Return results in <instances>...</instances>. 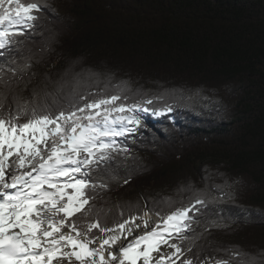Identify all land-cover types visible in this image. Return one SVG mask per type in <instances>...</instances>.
<instances>
[{
	"label": "trees",
	"instance_id": "1",
	"mask_svg": "<svg viewBox=\"0 0 264 264\" xmlns=\"http://www.w3.org/2000/svg\"><path fill=\"white\" fill-rule=\"evenodd\" d=\"M22 2L40 11L10 53L0 50V78L15 69L19 81L0 114H15L13 94L31 100L33 91L52 114L113 95L175 109L140 113L136 131L115 138L126 150L92 169L97 187L87 191L91 211L74 217L78 229L97 220L115 228L146 211L163 218L199 196L206 207L174 240L192 248L181 263L264 249V0Z\"/></svg>",
	"mask_w": 264,
	"mask_h": 264
},
{
	"label": "snow or ice",
	"instance_id": "2",
	"mask_svg": "<svg viewBox=\"0 0 264 264\" xmlns=\"http://www.w3.org/2000/svg\"><path fill=\"white\" fill-rule=\"evenodd\" d=\"M39 11L37 2L0 0V50L10 53L14 42L34 27L38 19L34 13ZM3 54L0 52V56ZM24 68L30 69L31 65L25 64ZM10 71L9 79L0 78V113L11 107L7 96L14 93L13 85L19 83L16 70ZM40 95L33 91L31 100H21L13 94L15 114H0V264H53L54 260L70 261L72 257L79 264H138L141 259L142 264H153V253H159L154 264H176L185 251L191 252V247L184 250L174 240L186 238L184 233L191 230L193 216L206 207L208 201L199 196L194 197V203L161 218L151 231L119 248V255L110 250V242L120 236L102 239L99 248H90L95 240L87 237L92 229L101 233L119 230L131 235L132 229L126 225L135 217L111 229L102 228L97 220L86 224L83 232L74 220L76 214L83 216L91 211L92 198L87 191L97 187L92 182V169L112 160L113 152L126 150L115 146V138L136 131L128 125H141L140 113L165 115L173 112L174 106L165 101L159 110L142 104L121 103L116 107L114 102L120 97L113 95L52 114L45 110ZM154 99L161 100L163 96ZM143 103L153 105V99ZM133 112L136 115H131ZM22 117L25 119L20 123ZM13 166L18 174L13 173ZM147 227L148 222L144 221V228ZM65 228L69 229L67 234ZM161 245L174 251L165 254ZM106 246L108 259L104 255ZM69 247L71 251H66ZM233 260L236 264H264V249L248 253L237 248L229 251L228 259H217L216 264H230ZM182 264L193 262L184 259Z\"/></svg>",
	"mask_w": 264,
	"mask_h": 264
},
{
	"label": "rangeland",
	"instance_id": "3",
	"mask_svg": "<svg viewBox=\"0 0 264 264\" xmlns=\"http://www.w3.org/2000/svg\"><path fill=\"white\" fill-rule=\"evenodd\" d=\"M119 105H120L119 103H115V102H114V106L118 107ZM102 107H103V106H102ZM84 114H87V113H84ZM114 116H115V113H113V117H114ZM110 118H112V117H110ZM128 127H129V125H128ZM14 170H15V171H14ZM13 173H14V174H18V172H16V169H15V168H13ZM165 204H166V203H165ZM146 213H148V211H146ZM146 213L144 214V216H143L142 218H138V217H136V219H135L134 222L130 221L129 224L126 225V228H131V229H132V233H131V235H128L127 233H123V234H122L119 230H117V231H115V233H111L109 237H112V236H120V239L117 240V241H115V242L118 243V244H121L120 241L122 240V241H125V242H126L125 244H127L129 241L135 239V237L142 235L145 231H151L152 228H153L154 226H153V227H152V226H148L147 229L144 228V221H147L146 218H145ZM151 213H152V212H151ZM153 214H154V213H153ZM155 215L157 216L158 214H155ZM158 217H159V216H158ZM130 224L133 225V226H130ZM136 224H139V225H140V228H136V227H135ZM148 224L150 225V223H148ZM64 232L67 234V233L69 232V230L64 231ZM72 234L75 235V233H72ZM125 235H127V239H124V236H125ZM109 237H108V235H107V236L102 237V238H100L99 240L95 241L94 243H92L93 247L99 248L101 240H102V239H107V238H109ZM81 238L83 239L84 237L82 236ZM115 242H114V243L110 242V250H111L112 252H115V251H116V250H115V247H114ZM123 244H124V243H123ZM121 245H122V244H121ZM121 245H120L119 248H121ZM106 249H107L108 252H109V247H108V246L105 247V250H106ZM65 250H66V251H71V248L69 247L68 249H65ZM161 251H162L163 253L167 254V253H171L172 251H174V249H171L170 247H168V246H166V245H161ZM106 253H107V252H106ZM104 255H105V259H106L108 253H107V254L104 253ZM153 258H154V261H155V260H158V259H159V253H153ZM173 259H175V257H173ZM74 261H75V258H74V257H72L70 261H69L68 258H64L62 261H57V260H55L56 263H58V262H61V263H62V262H63L62 264H74ZM154 261H153V262H154ZM153 264H154V263H153ZM176 264H182V263L180 262V259H179V260H176ZM206 264H216V263H214V262H208V263H206Z\"/></svg>",
	"mask_w": 264,
	"mask_h": 264
},
{
	"label": "bare ground",
	"instance_id": "4",
	"mask_svg": "<svg viewBox=\"0 0 264 264\" xmlns=\"http://www.w3.org/2000/svg\"><path fill=\"white\" fill-rule=\"evenodd\" d=\"M13 168H15V166H13ZM15 171V170H14ZM145 218H146V220H147V222L148 223H150V225L148 224V226H155L156 225V223H158V221L160 220L159 219V217H158V215L156 216L155 214H153V213H151V212H148V213H146V215H145ZM160 222H161V220H160ZM130 226H133V225H131L130 224ZM84 239V238H83ZM124 243V244H123ZM126 242L125 241H123L121 244H119V245H115L114 247H115V252H113V253H116L117 255H119V252H118V249H119V247H120V245H121V247H123V246H125L126 244H125ZM92 248H94L93 247V245L91 244L90 245ZM106 252L108 253V250L106 249ZM106 253V254H107ZM107 257H108V255H107ZM96 259H98V257H96ZM58 263H60V262H58ZM63 263V262H62ZM112 264H118V261H116V262H111ZM53 264H57L56 262H55V260L53 261ZM138 264H142V259L140 260V261H138Z\"/></svg>",
	"mask_w": 264,
	"mask_h": 264
}]
</instances>
